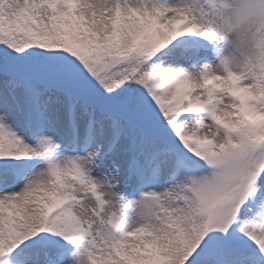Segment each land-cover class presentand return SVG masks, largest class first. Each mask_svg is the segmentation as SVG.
<instances>
[{
	"label": "snow or ice",
	"instance_id": "6c2138e0",
	"mask_svg": "<svg viewBox=\"0 0 264 264\" xmlns=\"http://www.w3.org/2000/svg\"><path fill=\"white\" fill-rule=\"evenodd\" d=\"M0 264H264V0H0Z\"/></svg>",
	"mask_w": 264,
	"mask_h": 264
},
{
	"label": "clouds",
	"instance_id": "9594fccd",
	"mask_svg": "<svg viewBox=\"0 0 264 264\" xmlns=\"http://www.w3.org/2000/svg\"><path fill=\"white\" fill-rule=\"evenodd\" d=\"M242 36V33L235 34L234 46H239V41L241 40ZM248 39L250 40L251 38L249 37Z\"/></svg>",
	"mask_w": 264,
	"mask_h": 264
}]
</instances>
